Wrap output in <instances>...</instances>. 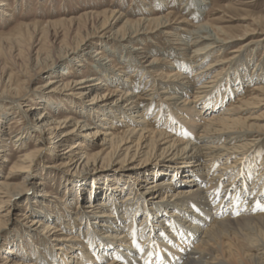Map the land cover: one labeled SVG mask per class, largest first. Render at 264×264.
Wrapping results in <instances>:
<instances>
[{
  "label": "bare ground",
  "instance_id": "6f19581e",
  "mask_svg": "<svg viewBox=\"0 0 264 264\" xmlns=\"http://www.w3.org/2000/svg\"><path fill=\"white\" fill-rule=\"evenodd\" d=\"M168 1L157 0V8L164 9ZM210 2L181 0L182 6L194 10L198 21L189 30L175 28L186 22L171 24L168 15L141 13V19L122 23V14L115 11L90 12L59 22L65 25L64 32H43L36 45H29L26 62L17 64V73L3 68L0 102L8 101L25 127L17 135L1 134L0 157L12 142L22 152L36 141L33 149L21 153L20 164L13 165L26 174L23 182L11 183L14 174L0 180V251L5 264H264L260 242L247 243L232 228V223L259 221L264 212L260 210L264 207V160L256 169L252 160L258 158L256 142L264 119L243 115L260 98L233 104L242 85H258L263 76L257 75L258 66L246 61L245 48L240 47L243 52L230 60L219 57L236 39L224 28L201 21ZM6 6V0H0V13ZM89 28L105 29L107 37L95 42L89 33L84 35ZM160 33L177 37L174 41L180 48L176 50L183 60L165 73H158L159 61L149 60L150 54L137 44ZM85 46L87 50L80 54ZM118 51L121 56L114 64ZM70 60V66L58 70ZM86 61L91 62L92 75L70 73ZM120 64L131 68L132 74L120 71ZM46 71H51L47 82L35 88L40 95L25 110L21 102L29 93L26 83ZM19 76L25 80L16 79ZM142 93L150 99L142 102ZM64 102L74 104L80 117L49 112L59 111ZM226 106L231 107L230 114ZM4 109L0 108L2 118L13 120H8ZM149 116L157 127L153 128ZM0 121L5 120L0 117ZM118 126L125 128L121 134L112 132ZM50 143L51 160L61 161L70 176L62 177L68 198L61 206L58 199H48L46 191L36 194L29 185L32 167ZM232 157L235 160L228 162ZM113 161L119 168L109 167ZM20 200L27 203L29 217H24L30 224L23 235L17 234V243L2 248L4 222ZM224 230L231 234L224 236L228 233L223 234ZM35 240L43 244L48 258ZM165 242L171 246H164ZM27 243L37 246L29 245L30 251Z\"/></svg>",
  "mask_w": 264,
  "mask_h": 264
},
{
  "label": "rangeland",
  "instance_id": "374dc122",
  "mask_svg": "<svg viewBox=\"0 0 264 264\" xmlns=\"http://www.w3.org/2000/svg\"><path fill=\"white\" fill-rule=\"evenodd\" d=\"M156 1L157 0H6L8 6H6L4 9H1V11L3 12L0 13V77L2 75L3 68L5 67H8L9 72L17 73L19 70L18 65L21 66L22 65L21 63L26 62L27 59L26 53L29 45L30 46L33 44L36 45L38 39L40 37H43L44 33H46L47 31L54 32L55 30L57 32L58 31L62 32L63 29H65L64 28L65 25L62 24L59 25V22L71 20V19H79L81 16L85 14H90V12L91 14L98 15L109 11H115L116 13L122 14L123 16L122 23L123 21L126 20H131V21H136L137 19L139 20L142 18L141 16L142 14L143 15L146 14L145 17L147 15L150 16L152 15L153 17H157L158 14L163 16L168 15L171 16V20H172L171 24H174L175 22L179 23L182 21L186 22L184 23L183 26L179 24H175L174 25L175 28L178 27L183 29L182 27H184V29L189 30L197 26L198 21L195 20L193 17L194 10L191 9L190 7L187 8L182 6L180 4L181 0H176L179 1L178 4L175 3L176 2L175 0H169L167 7H165L164 9H160L159 7L157 8ZM203 16H204L203 19H201L202 22L205 23L209 22L218 27H222L231 37H234L236 39V41L230 43L223 51H221L220 53L221 55H219V57L221 59L223 58V61L230 60L231 57L234 58V56H236L238 53L243 52V49L245 48L244 57L246 58V61H249L250 64H253L254 66H258L259 71L257 72V75L260 72L259 74L261 75V78L263 76L262 81L259 80L260 83L255 86L253 84L252 85L250 84L251 86L242 85L243 89H241L240 91L241 95L239 96L236 95L235 97H233L234 99L233 104L237 106L241 103L242 100L252 99L258 96V99L260 98L259 100L262 101L259 102V100H256L255 105L250 109H247L245 111V114L243 115L247 117L249 114L251 115V117L249 116L250 118L262 116V119H264V104H263L264 94L260 93L261 91L260 89H264V0H211L209 5L205 8ZM53 23L55 25H53ZM56 23H58V25H56ZM119 26H121V23L116 27L115 30H117ZM83 32L84 35L85 33H89L91 35L90 36L91 38L92 37L96 38L95 42L104 41L103 38L107 37L106 36L107 31H105V29L95 30L89 28ZM171 32L174 34L178 33L177 30H171ZM168 36H171V34L165 35L163 33H160L157 35H152L151 36L152 38L146 36V38L145 37L143 38L142 42L137 43V44L140 43L139 45L140 47L143 48L144 52L150 54L149 60L157 59L159 61L160 65L156 69L158 73H165L168 71L169 67L175 66V63L177 64L179 61H183L181 60L182 56H180L178 54L179 52H177L176 50L180 48L175 44L177 37H168ZM167 40H171V41L173 40V41L172 43H169ZM247 43L251 45L244 47ZM240 47H242L243 49ZM87 48L88 46H85L81 50L80 54H82L85 50H87ZM109 48L110 50H114V47L112 48L109 47ZM103 51L106 52V49ZM118 52L116 53V57H113L114 64L117 63L115 62L117 58L121 56L120 54L121 51ZM217 52H218L217 50L213 52L214 56L218 54ZM233 52H236V54ZM107 54L109 55V53ZM172 56H174V58ZM72 63L73 62L70 60L67 62L66 65H62L58 70L64 69L65 66L66 67L70 66ZM90 63H91L90 61H86L84 62V67L82 68L77 67L71 69L70 73H72L73 71V73L76 72L77 74H82L81 75L82 77L90 76L93 74L94 71L91 68ZM120 65L122 67L120 71L125 70L128 74H132L131 68H128L127 66L122 64ZM58 70L56 71L58 72ZM219 70L220 69H216L215 71H219ZM50 72L51 71H46L40 77L33 78L32 81L28 82L29 84L26 83V87H28L27 89L29 93L26 95L27 97H24L21 102L22 107L25 110L28 108L27 106L29 104H32L31 100L35 98V96L40 95L39 93L40 90L35 88L38 85L47 82L46 79L49 78L47 75L51 74ZM119 73L121 72H117V74ZM16 79L20 81L25 80V78L21 76H19ZM261 82L263 83L262 85ZM112 90H114V88H112ZM143 93L142 95L140 94L139 96L142 102L150 99L149 96H145ZM63 96L65 97V95H62L61 97ZM63 104L64 105L62 109H60L59 111L50 110L49 112L53 115H58L63 118L80 117L79 113H76L74 111L73 108L75 106L74 104H72L73 106L70 103L67 104V102H64ZM10 106L11 105L8 103V101L0 102V108H5L4 109L5 113L7 117H9L8 120L13 119L11 121H7V118L6 119L2 118L4 116H1V114L4 113V111H0L1 119L5 120L3 122L0 121V136L5 132L12 133V135H17L19 134V132L21 133V131L23 130L21 128L25 127L24 121L20 123L18 120H16L17 118L16 116H18V113L15 109L13 108L10 109ZM256 107L258 108V110ZM229 108L231 107L226 106L225 111L228 112ZM60 112H62L63 115ZM221 113L230 114V112L228 113L221 112ZM148 121L150 123L153 122L151 123V125H153V128L158 126L156 124V121L153 120V116H149ZM249 123L252 124V121ZM121 127L118 126L117 129L115 131L112 130V132L121 134L124 131L123 129H125L124 126L122 128ZM260 135H259L260 140L256 142V144L259 143V147H260L258 148L259 149L258 158L252 159L251 158L252 155L250 156V158L254 162L253 169H256L257 166L261 168L264 160V129L260 131ZM233 136L236 137L235 135H232L231 137ZM241 140L243 139H240L239 141ZM75 141L76 139L69 142L68 145H66V147L70 146L71 145L70 143H73ZM35 142H36L35 139H33L31 142L27 144V146L23 150L26 151L33 149ZM233 143L236 144L237 142L234 141ZM240 144L236 146H241ZM51 147H52L51 143L46 146V150L44 151L43 158L38 160V162L32 167V175H31L32 179L30 180L29 185H32L33 187L32 191L33 192L36 191V194L42 190L46 191L45 194H48V199H50L51 201H54L55 198L58 199L57 203L61 206V204L64 203L65 200L68 198L67 194L64 193L63 191L64 179H62V177L64 178L70 176L64 172V169L62 168L61 165V161L56 162L51 160L50 158ZM6 150L7 152L3 154L4 156L0 157V164L2 161L1 164L2 168L0 170V180L3 181L5 180V178H9V177L11 178V176L14 174L15 177L12 178L10 182L15 185L21 184L26 174L21 171L17 172L16 169H13V165L15 163H17L18 165L20 164L18 160L21 153H24V151L21 152L18 149V145L17 144L15 145V143L13 142L9 144ZM241 153L242 152H240L239 154ZM239 154L236 153L234 154V156ZM225 159L226 157L224 158V160ZM234 160L235 158L232 157L230 160H228V162ZM109 167L114 169L119 168V166L114 161L112 162V164H109ZM100 170L105 172L108 169H99V171L97 172H101ZM42 184L43 186H41ZM73 195L74 198L75 196H77L76 191L74 192ZM76 206L77 205H74V211L77 210ZM34 208L38 209L36 206H34ZM28 212H29V208L27 206L26 201L20 200L17 203L15 212H13L9 216L7 221L4 222L6 224L4 225L6 226L5 228L6 230L4 229L5 232L3 234V238L1 239L2 248H6L7 246H10L9 244L10 242L17 243L18 233L22 235L24 234L23 232L24 227H28L30 224L28 223L29 220H26L24 217L25 214L26 216L29 215ZM263 213L260 214L259 221H253V222L251 221L248 223L245 222L246 224L244 223L242 224V222H244L242 221L240 222L241 225L240 223H232L234 225V226L232 225L234 232L236 231L237 234L241 233L240 236L244 238L246 241L249 240V243L255 242L254 241L255 239L258 242H260L258 246L264 247V214ZM254 222L256 223L254 224ZM81 227H83V224L81 225ZM59 229L62 228L60 227ZM227 231L228 230L226 231L224 230L225 233L223 232V234H226ZM59 232H60L59 234L61 233L65 234V231H59ZM230 234L231 233L229 230L228 233L224 236ZM62 236H66V235H62ZM202 236L203 235H200V239ZM72 237L73 235L70 236L71 239H73ZM251 237L253 240L251 239ZM80 239L83 240L82 235ZM211 240L213 243L215 242L213 241L214 239ZM35 242L41 248L40 250L41 254L44 257L47 256L46 258H48V254L46 253L47 251L45 250L43 244L40 243L39 240H35ZM168 243L169 242H165L164 246L170 247L171 244ZM27 244H28L27 247L28 249H30V246H33L31 247V249L37 246L36 244L33 243L32 244L27 243ZM2 254H3V250L0 251V264H5L6 261L2 259L3 258ZM19 259L20 258L17 257L18 261Z\"/></svg>",
  "mask_w": 264,
  "mask_h": 264
},
{
  "label": "snow or ice",
  "instance_id": "6c2138e0",
  "mask_svg": "<svg viewBox=\"0 0 264 264\" xmlns=\"http://www.w3.org/2000/svg\"><path fill=\"white\" fill-rule=\"evenodd\" d=\"M209 195H211V194H209ZM258 206H259V205H258ZM260 210H261V211H264V207H261ZM149 255H151V253H149Z\"/></svg>",
  "mask_w": 264,
  "mask_h": 264
}]
</instances>
